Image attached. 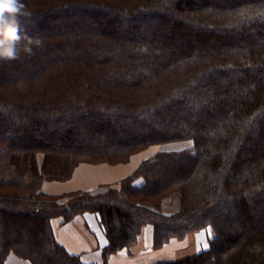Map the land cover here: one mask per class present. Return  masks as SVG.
Masks as SVG:
<instances>
[{"label":"trees","instance_id":"obj_1","mask_svg":"<svg viewBox=\"0 0 264 264\" xmlns=\"http://www.w3.org/2000/svg\"><path fill=\"white\" fill-rule=\"evenodd\" d=\"M20 2V56L0 61V264L11 252L30 264H110L145 226L152 248L213 231L208 247L152 264H264V0ZM183 140L120 188H40L79 162ZM174 195L177 211L164 213ZM85 213L107 240L100 262L55 232Z\"/></svg>","mask_w":264,"mask_h":264},{"label":"crops","instance_id":"obj_2","mask_svg":"<svg viewBox=\"0 0 264 264\" xmlns=\"http://www.w3.org/2000/svg\"><path fill=\"white\" fill-rule=\"evenodd\" d=\"M131 161V160H130ZM128 161V162H130ZM136 163V162H134ZM137 164V163H136ZM135 166L133 163L129 165ZM130 167V168H132ZM122 164H111L107 162H80L74 166L70 174L63 179H44L40 185L42 191L50 194H61L77 189L95 190L100 185L115 183L129 173ZM95 217V213H85L83 216H76L66 224L55 223V232L58 240L71 253L80 254L84 262H100L102 260L103 246L106 245V238L102 228L94 226L89 217ZM97 217V216H96ZM97 219V218H96ZM98 222V220H97ZM152 232H142L139 240L129 249H121L110 254L107 259L112 264H152L159 260L157 255L150 252L152 245ZM149 242L148 246L141 243ZM30 264L28 259H17L12 253L8 254L5 264Z\"/></svg>","mask_w":264,"mask_h":264},{"label":"rangeland","instance_id":"obj_3","mask_svg":"<svg viewBox=\"0 0 264 264\" xmlns=\"http://www.w3.org/2000/svg\"><path fill=\"white\" fill-rule=\"evenodd\" d=\"M189 145H190L189 140H183V141H177V142L152 144V145L146 146L144 148H141V149L137 150L136 152H133L127 160L111 163V164H120V165L122 164L123 166H125L124 169H128V168L132 167V166L129 167V165L131 163H133V165H135V166H133L132 168L129 169V173L125 177H123L121 180H119L115 183L100 185L98 188H96L95 190H92L90 192L91 193H97V192L99 193V192L109 191V189H111L113 187L120 188L121 187V181L123 179H125L126 177H128L129 175H131L134 172V170L137 168V166L143 160H145L147 158H151L155 154V152H157L159 150H173L174 151L177 149H182V148L187 147ZM53 157H56V159L58 161L60 160L59 156L54 155ZM128 161H130V162H128ZM83 162H86V161H83ZM134 162H136L137 164ZM71 198H72L71 195H67V196L63 197L62 201H67V200L70 201ZM177 203H178V199L176 198L175 195L174 196H168L163 200L160 209L164 213L176 212L177 211L176 209L178 207ZM89 218H90V220L92 219L91 222L93 223L94 226L99 225L97 222L96 216L95 217L91 216ZM147 230L152 231V227L151 226H145L143 231H141V232H145ZM208 230H210L211 235L208 234ZM212 236H213V231L209 227L202 229V230H199V231H191V232L187 233L185 235V237H183L182 239H172L168 244H165V245L158 247V248H153L151 251H147V252H150L151 255L152 254L157 255L159 260H163V259H165L167 261L173 260V259L185 257L187 255L193 254L195 251L206 248V247H204L205 244L208 247V243H207L208 239ZM141 244H142V246H148L150 243L149 242H147V243L143 242ZM151 244H152V239H151ZM256 250L257 249L251 251V253H256ZM12 253L13 252H11V254ZM234 253H236L237 258L240 257L239 255H243L242 254L243 251L239 250L237 248L235 249ZM14 255L17 259H26L25 257H20L16 254H14ZM239 259L237 260V262H231L230 263V262H227L226 257H223L222 259L220 258L217 261V263L233 264V263L240 262ZM14 262L17 263V261H14Z\"/></svg>","mask_w":264,"mask_h":264},{"label":"clouds","instance_id":"obj_4","mask_svg":"<svg viewBox=\"0 0 264 264\" xmlns=\"http://www.w3.org/2000/svg\"><path fill=\"white\" fill-rule=\"evenodd\" d=\"M23 7L20 0H0V61H11L20 56L22 34L19 18L28 15L22 12Z\"/></svg>","mask_w":264,"mask_h":264},{"label":"snow or ice","instance_id":"obj_5","mask_svg":"<svg viewBox=\"0 0 264 264\" xmlns=\"http://www.w3.org/2000/svg\"><path fill=\"white\" fill-rule=\"evenodd\" d=\"M190 143H191V142H189V144H190ZM208 234L211 235L210 230H208ZM204 247H207V245L205 244Z\"/></svg>","mask_w":264,"mask_h":264}]
</instances>
